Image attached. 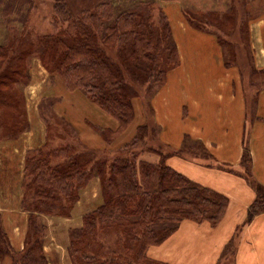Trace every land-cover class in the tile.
I'll list each match as a JSON object with an SVG mask.
<instances>
[{
	"label": "trees",
	"instance_id": "1",
	"mask_svg": "<svg viewBox=\"0 0 264 264\" xmlns=\"http://www.w3.org/2000/svg\"><path fill=\"white\" fill-rule=\"evenodd\" d=\"M156 5L155 0H53L57 30L33 39L31 33H25L33 1L0 0V18L6 27L23 31L18 39L11 37L0 46V113L7 126L0 131V143L17 140L31 129L26 107H22L24 99L12 91L30 85L31 64L37 55L52 74V82L58 74L67 90L82 92L118 122L115 130L88 122L107 142L105 149L88 148L83 143L50 149L53 127L49 119L55 117L67 128L71 124L55 113L59 98L41 99L46 140L42 147L27 152L21 183V209L28 214L24 248L18 251L12 246L0 212V262L49 264L43 217L69 218L81 193L95 178L100 182L101 202L83 215L81 227L69 231L72 264H168L151 258L148 251L170 238L182 221L208 222L216 227L223 219L228 197L167 164L171 156H189L204 158L209 167L230 170L214 162L199 141L186 137L180 149L172 150L160 139L152 101L166 84L169 72L179 66L180 57L169 19ZM194 14L185 10L189 24L210 32L202 26L207 18ZM247 30L249 38V27ZM211 32L223 50L226 67L240 68L234 57L227 60L226 48H234L232 41L221 31ZM250 72L264 77L252 59ZM241 75L243 78L244 73ZM260 82L264 86V79ZM136 99L142 103L145 123L136 128L130 142L109 149L134 122ZM115 154L119 156L112 159ZM250 161L245 148L243 164L250 167ZM252 184L257 197L249 208V221L264 213V187Z\"/></svg>",
	"mask_w": 264,
	"mask_h": 264
},
{
	"label": "crops",
	"instance_id": "2",
	"mask_svg": "<svg viewBox=\"0 0 264 264\" xmlns=\"http://www.w3.org/2000/svg\"><path fill=\"white\" fill-rule=\"evenodd\" d=\"M188 1L160 2L172 28L180 64L169 72L152 105L161 127L162 143L178 150L189 137L201 142L214 162L230 170L209 167L204 158L196 160L189 156H171L167 164L190 180L225 195L229 205L218 226L184 220L164 243L151 247L148 255L168 264H218L236 235L237 264H264V214L248 220L249 208L257 197L252 182L264 187V86L250 91L238 68L226 67L214 33L194 28L185 18ZM249 40L252 64L257 71H264V4L249 21ZM40 71L45 77V70ZM36 87L41 91L40 100L46 87L42 83ZM72 95L78 100L77 124L79 119L82 125L90 122L117 127V122L82 92ZM134 107L136 118L120 138L123 141L146 120L139 99L134 101ZM35 112L29 111L30 131L17 140L0 143V212L10 242L18 251L24 248L28 227V214L21 209L25 157L29 150L42 147L46 140V127ZM101 148L107 145L104 143ZM245 148L251 159L249 170L243 164ZM100 202V182L95 178L81 193L69 218L43 217L47 225L44 250L49 264H72L68 254L69 231L81 227L83 215ZM0 264L11 262L6 259Z\"/></svg>",
	"mask_w": 264,
	"mask_h": 264
},
{
	"label": "rangeland",
	"instance_id": "3",
	"mask_svg": "<svg viewBox=\"0 0 264 264\" xmlns=\"http://www.w3.org/2000/svg\"><path fill=\"white\" fill-rule=\"evenodd\" d=\"M32 1H33V8L28 16V25L26 27L25 33H31L33 39L39 36L51 35L55 33L57 29L53 22V18L55 15L53 0H32ZM155 1L157 3L156 5L157 8H159L161 0H155ZM243 1L244 2L246 1V4H243ZM251 1L252 0H189L188 2L190 4L185 2L186 3L185 7L189 12L196 13L194 14L196 17L199 16L200 18H204V17L207 18V20L204 19L205 22H203L202 25L203 27L211 31H221L222 36H226L225 39L227 41H232V44H234V48L231 47L226 48L227 60L233 61V57L238 60L236 64L239 65L240 68L237 66L235 67L238 68L240 73L241 72L244 73L243 80L245 82L246 87L248 89L250 88V91L251 90L255 91V88L262 87L260 86L259 83H262L260 81H263L264 77L263 76L256 77L255 75L253 76L250 72L252 52L250 49V40L247 36L246 31H248L247 28L249 27V24L247 25V23H249L250 19L255 18L258 12V8L262 4H264V0H257L254 3H251ZM233 5H235L234 11H232ZM216 18L218 19L219 22L216 21ZM231 18H233L232 21ZM208 21L209 23L207 24ZM13 29L14 28L11 27L7 28L3 20L0 18V46L6 45L8 42H10L11 37L18 39L19 36L22 35L23 32L22 28H20L18 31H13ZM232 51L233 54H231ZM46 62L51 63L49 60H46ZM40 67L42 68V70L43 69L45 70V75H46L45 77L43 74L39 73L41 72ZM34 73L36 74V77ZM53 76L55 78L54 82H52L51 79L52 74L44 67L42 58L40 57V55H37L36 58H33L31 64L30 85L28 87L23 88L22 91L19 88L12 91V93L17 95L19 98L24 99L25 105H23L22 107L24 106L26 107V110L28 112V117H29V111H32L33 109L36 110L35 113H38L40 117L39 104L42 98H46V97L59 98V101L56 102L54 107L55 113L59 117L66 119L71 124V128L74 129V131L71 128L64 127L63 124L61 125V122H59L58 119L55 117L49 119L51 122V129L52 127L53 129L52 132L50 133L52 138L50 140L51 141L50 147L48 148L51 149L53 147H59L65 145H72L74 147H77V146H81V143H83L88 148L102 149L101 147H103L105 142L103 138H101V135L97 133L95 130H93L92 127L89 126L88 122H85V124L82 125L78 119L79 124H77L78 100L75 95H72L74 92H70L69 90H67V88L63 84L61 77L58 74ZM257 82L258 84L256 87L254 84ZM37 83H42L46 87L45 92L43 96L40 98V100H39V95L41 91H39L38 87H36ZM37 102L38 104H36ZM78 108L80 109L79 106ZM1 117L2 116L0 113V131H3L7 129V126L3 125L1 120H3L4 118ZM67 117L70 118L71 121L68 120ZM114 121L117 122L116 120ZM42 123L45 124L43 121ZM117 126H118V122H117ZM110 129L115 130L117 129V127ZM77 132L79 133L78 137H77ZM135 133L133 135L130 134V137L127 136L128 137L127 140H125L124 137V141L123 138L122 140L120 139L123 135L122 134L117 140H115L114 143L108 146L109 149L121 148L122 146H124L125 144L131 141V139L135 136ZM78 139H80L81 141ZM117 156L119 155L116 154L113 155L112 159L116 158ZM244 166L246 167L247 170H249V165L247 166V164H244ZM87 187L85 189H87ZM241 229L242 228H239V230ZM235 236L225 248L218 264H237L235 259L236 256L235 251L237 248L236 246L237 237Z\"/></svg>",
	"mask_w": 264,
	"mask_h": 264
}]
</instances>
